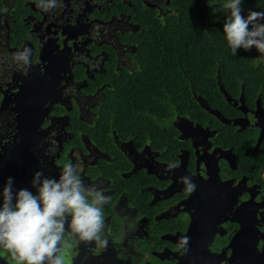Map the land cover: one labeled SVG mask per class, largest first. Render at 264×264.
I'll return each mask as SVG.
<instances>
[{
	"label": "flooded vegetation",
	"instance_id": "obj_1",
	"mask_svg": "<svg viewBox=\"0 0 264 264\" xmlns=\"http://www.w3.org/2000/svg\"><path fill=\"white\" fill-rule=\"evenodd\" d=\"M209 1L201 26L224 44L227 0ZM38 3L0 0V192L11 177L14 194L35 195L36 172L59 179L73 164L109 197L108 246L79 243L72 264H264V54L229 64V45L192 55L179 39L171 55V20H186L172 0ZM162 26L166 37L154 38ZM25 48L27 70L13 59ZM186 58L192 69L170 62Z\"/></svg>",
	"mask_w": 264,
	"mask_h": 264
},
{
	"label": "clouds",
	"instance_id": "obj_2",
	"mask_svg": "<svg viewBox=\"0 0 264 264\" xmlns=\"http://www.w3.org/2000/svg\"><path fill=\"white\" fill-rule=\"evenodd\" d=\"M242 0H227L221 11L229 14L223 25L231 54L238 49L255 48L264 54V12L250 11L242 15ZM57 0H39L37 7L44 12L54 9ZM31 49L17 52L13 59L31 66ZM179 165L170 163L167 171ZM187 193L196 190L191 176L181 178ZM10 177L0 192V257H11L13 264H72L74 250L79 243H94L97 249L108 246L105 234L104 205L109 197L95 185H86L77 168L67 164L59 179L36 172L32 187L13 192ZM15 201V202H14ZM130 227L136 228L133 222ZM189 237H181L178 248L188 252Z\"/></svg>",
	"mask_w": 264,
	"mask_h": 264
},
{
	"label": "trees",
	"instance_id": "obj_3",
	"mask_svg": "<svg viewBox=\"0 0 264 264\" xmlns=\"http://www.w3.org/2000/svg\"><path fill=\"white\" fill-rule=\"evenodd\" d=\"M185 3V5H184ZM214 3L210 2L209 0H172V7H174L175 11L174 13L178 14L180 10H177L180 6H185L186 7V20H185V24H181L179 20V15H175L176 17L174 18V20H171V24L169 26L170 28V35L169 38L171 39L170 45H173L175 49H177L178 44H179V39H184L185 40V47L188 48L186 51V54H200V55H204V51L206 49H210L209 45H206V43H213L216 41L217 43V50L218 53H220V48L222 47V50L227 48L228 42L226 39V36L224 34V38H225V43L221 44L220 38H218L216 36V39L213 41L211 40V36L206 34L204 32L203 27L201 26L206 19L208 18V14L209 13H213V6ZM259 6H264V0H242L241 3V8H245V7H251V8H255L257 9ZM222 20V19H221ZM220 20V21H221ZM226 18L222 20V25H224ZM220 28V26H218ZM154 34L153 37H157L159 39H162L164 37H166V33H164V26L159 27V28H155L154 29ZM181 30H183V35L181 34ZM201 38L202 39V44H201V51L198 50L197 48L195 49V41L197 38ZM188 39L191 40V42H188ZM210 41V42H209ZM160 47H162V43H160L159 45ZM224 48V49H223ZM180 53V50L177 49L174 52L171 53L172 54H178ZM246 54V52L243 49H238L237 50V54L235 56H233L231 54V48L229 47V64L231 62H235V63H240L243 62L241 56H244ZM181 61H185V64H190L187 65L188 68L192 69L193 64H196L197 62H195L196 60H191V59H182V60H170V62L173 63H179ZM201 69L204 70L206 68H208V66H205V61L201 60ZM243 68L238 67L236 65H234V67L229 66V70H234V71H238L241 70ZM203 93V92H202ZM214 93V100H217L218 102L221 101L220 99V95L217 92H213ZM204 95H207L209 97V93H205Z\"/></svg>",
	"mask_w": 264,
	"mask_h": 264
},
{
	"label": "water",
	"instance_id": "obj_4",
	"mask_svg": "<svg viewBox=\"0 0 264 264\" xmlns=\"http://www.w3.org/2000/svg\"><path fill=\"white\" fill-rule=\"evenodd\" d=\"M223 95H225V97L228 99V95H227V93H224L223 92ZM229 101V100H228ZM205 109H208L207 108V106H205ZM254 244V243H253ZM252 244V245H253ZM264 251V250H263ZM253 254V251L252 250H250V252H249V255H252ZM233 258V257H232ZM232 258H230V261L232 260ZM257 261V260H256ZM233 264H235V263H233ZM237 264V263H236ZM239 264V263H238ZM251 264H255V263H251ZM257 264H260V262H258Z\"/></svg>",
	"mask_w": 264,
	"mask_h": 264
},
{
	"label": "rangeland",
	"instance_id": "obj_5",
	"mask_svg": "<svg viewBox=\"0 0 264 264\" xmlns=\"http://www.w3.org/2000/svg\"><path fill=\"white\" fill-rule=\"evenodd\" d=\"M245 18L247 17V15L246 16H244ZM253 50H254V53L255 54H260L255 48H253Z\"/></svg>",
	"mask_w": 264,
	"mask_h": 264
}]
</instances>
